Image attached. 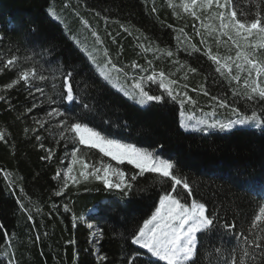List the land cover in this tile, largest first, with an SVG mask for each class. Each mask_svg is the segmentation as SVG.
Returning <instances> with one entry per match:
<instances>
[{
	"label": "trees",
	"instance_id": "16d2710c",
	"mask_svg": "<svg viewBox=\"0 0 264 264\" xmlns=\"http://www.w3.org/2000/svg\"><path fill=\"white\" fill-rule=\"evenodd\" d=\"M165 1L0 0V36L3 37L0 66L13 55L25 69L44 65V74L49 76L59 77L62 70L75 66L79 74L73 83L79 99L67 109L70 116L85 119L109 137L157 151L162 158L172 160L176 173L188 179L194 199L206 203L209 213H218L221 223L225 220L235 222L236 232L247 234L259 206L264 205V132L259 128L234 129L228 133L185 132L179 126V103L153 102L147 108L130 103L101 83L83 53L49 15V10L53 9L74 23L87 21L99 33L107 49L111 37L117 34L116 45L124 49L123 56L143 66V70L134 71L137 77L146 76L153 69L166 74L168 70L175 71L169 78L178 80V87L193 99L200 102L212 96L220 97L233 107H239L243 114H250L245 101L232 95V89L241 86L235 82L230 85L216 74L214 65L200 53L194 54L206 68L188 60L183 51L179 53L185 66L196 68V73L168 59L153 61L150 66L136 55L139 48L148 47L176 50L190 49L195 44L203 50L193 24L188 23L184 28L185 35L179 33L178 19ZM170 1L172 4L178 2ZM153 3L157 8L155 13L151 11ZM234 3L238 14L239 10L250 13L249 19L253 18L257 3L264 10V0H234ZM83 29L90 34L85 27ZM200 30L203 32L202 28ZM206 38L213 52L221 55L223 48ZM25 57L33 59L24 61ZM53 57L54 63H45ZM16 71L0 72V95L7 98L0 101V132L6 135V140L0 141V261L3 264H97L99 253L107 257V264H122L129 251L136 247L130 244V236L158 207L159 195L163 194L160 184L152 174H144L134 182L136 190L125 196L90 179L84 185L69 186L63 196H54L60 182L53 180V176L65 152L78 147L80 154L90 162H98L101 158L108 162V159L78 144L54 142L50 138L54 133L44 130L39 133L44 138L41 149L33 133L26 134L25 129L36 128L34 121L45 117V112L39 110L47 106L40 103L45 97L35 92L29 95L20 85L5 90L4 86L15 78ZM185 73L187 79H183ZM36 83L44 86L39 81ZM149 90L150 94H159L156 86ZM205 90L209 95H204ZM45 91L52 94L50 85ZM81 100L94 105L96 115L82 117ZM33 104L36 107L28 112ZM49 148L53 157L42 159ZM119 167L129 175L135 171L131 165ZM17 201L23 203V210ZM65 205L70 211H64ZM25 210H30L33 220H28L29 212ZM89 223L93 228H88ZM93 229L97 237H92ZM4 234L9 236L8 241L4 240ZM232 245H236L235 255L239 260L243 257L239 239H232L222 230L209 238H201L197 264H223L224 258L230 256ZM142 258L147 264H165L149 256Z\"/></svg>",
	"mask_w": 264,
	"mask_h": 264
},
{
	"label": "snow or ice",
	"instance_id": "6c2138e0",
	"mask_svg": "<svg viewBox=\"0 0 264 264\" xmlns=\"http://www.w3.org/2000/svg\"><path fill=\"white\" fill-rule=\"evenodd\" d=\"M168 6L173 10L177 19L187 16L194 21H199L201 28L207 30V37L215 39L217 47L221 44L228 45L230 42L231 46L235 48V56H222L218 52H213L205 33L201 32L194 23L192 28L195 34L200 37L203 50L195 44H192L190 49L184 50L188 51L189 55L200 53L207 57L214 65L216 74L230 85L235 82L236 85L241 86L233 88L232 95L234 98L244 100L250 109V114H243L239 107H233L226 99L212 96V100L216 101L217 108H231V111L237 114V119L225 123L215 119H212L211 122L208 119L197 120L190 116L185 120L184 113L181 111L179 126L184 130H199L201 132L210 129L229 132L237 126H246L259 128L264 132V59L261 58L264 57V10L260 4H256L251 19H249L250 13L243 10H239L238 14L234 0H180V3H169ZM151 11L153 13L157 11L154 3ZM204 19L218 23L204 24ZM83 24L90 32L91 37L94 38L95 47H84L78 50L87 53L86 61L101 83L117 88L134 104L144 108L149 107L153 102L165 104L169 100L179 103L181 109L187 104H195L192 97L178 87L179 81L169 78L174 73L166 74L163 70L157 72L153 69L151 74L146 76L130 75L110 57L99 33L87 21H83ZM121 27L123 28V25ZM168 27L171 28L172 25H168ZM124 30L127 31V29ZM173 31L177 30L173 29ZM178 31L181 35H185L184 28H180ZM225 37L227 39H222ZM2 40L3 37L0 36V41ZM145 52H152L154 56L158 52L167 57L175 55L172 50L165 51L152 47L145 48ZM32 59V57H25L24 61ZM54 62L55 57L45 63ZM175 63H179V61H175ZM148 64L151 65L152 61L149 60ZM130 67L143 70V66L135 62ZM184 67L185 65H181V68ZM5 69L8 71L17 69L15 78L4 86L5 90L20 85L26 88L29 95H33L35 92L45 97L40 103L47 106L39 109L45 112V118L34 121V124L37 125L36 128L25 129L26 134L29 131L33 133L34 139L40 142L41 149L44 148V138L39 133L41 130L47 131L46 126L55 119L60 128L59 136L67 144H78L86 149L97 150L102 154V157L110 158L117 165H131L135 170L129 175L123 168L113 166L102 158L98 162H90L85 155L80 154V148L73 147L69 154L68 166L63 171H56L53 176V180L60 182L57 190L53 193L54 196H63L70 184L79 185L90 179L100 181L106 189H115L125 196L136 190L134 182L144 174H152L153 179L160 184L163 194L159 195L158 207L155 208L150 218L145 219L142 226H139L130 236V244L136 247L129 251L122 264H147L143 260V256L155 258V261H164L165 264H197V258L201 253L199 248L201 238H209L220 230L234 240L239 239L243 245L242 258L237 259L236 245H232L230 256L224 258L223 264H264V235L261 234L264 233V205L259 206L258 214L254 215L248 233H237L235 222L225 220L221 223L218 213L215 215L209 213L206 203L198 202L193 198V190L188 179L176 173V165L172 160L162 158L157 151L109 137L90 126L85 119H76L68 114L67 109L76 105L79 99L75 94L73 83L75 76L79 74L75 66L62 70L59 77L49 76L44 74V65L39 68L25 69L20 67V61L17 56L13 55L2 62L0 72ZM49 71L52 70L49 69ZM187 71L196 73L197 69L188 66ZM113 73L116 74V83H113ZM121 76L124 80L130 81V88L120 84L119 77ZM183 79H187V73ZM37 81L44 86L37 84ZM49 85L52 94H47L45 91ZM153 85L156 86L159 94H150L149 89ZM184 87L186 88L187 85ZM204 95L207 96L209 93L205 90ZM6 99V96L0 95V101ZM35 107L36 105L33 104L27 111L32 112ZM79 107L82 117L96 115L95 106L90 103L81 100ZM210 115L214 117L215 110ZM5 140V133L0 132V141ZM160 147L162 148V145ZM53 155L52 149L49 148L47 155L41 158L51 159ZM77 163L80 166L78 174L72 167ZM17 202L23 210V203ZM25 211L29 212L28 220H33L30 210ZM64 211L67 212L70 209L65 205ZM92 227L93 225L89 223L88 228ZM9 239V236L4 234V240L8 241ZM216 247L219 250V245ZM140 250L145 251L141 252ZM100 261L107 264V257L97 253V264ZM0 264H3V261H0ZM10 264H14V262H10Z\"/></svg>",
	"mask_w": 264,
	"mask_h": 264
},
{
	"label": "rangeland",
	"instance_id": "374dc122",
	"mask_svg": "<svg viewBox=\"0 0 264 264\" xmlns=\"http://www.w3.org/2000/svg\"><path fill=\"white\" fill-rule=\"evenodd\" d=\"M169 3H172V1H170V0H166L165 1V5L167 6V8L172 10L168 6ZM178 3H180V0H178V2L176 4H178ZM53 13H55V15H53ZM49 15L54 21H56L62 27L65 35L73 42V44L78 49H81V48H84V47H88V48H94L95 47L94 38H92L91 35L88 32L86 33L85 30L83 29V27H85L84 24H83V21L74 23L71 20H69L64 14L58 13V12L54 11L53 9L49 10ZM174 17L176 18L175 15H174ZM202 19H203V17H202ZM193 21L194 20L191 17L184 16L182 19H178V24H179L180 28H185L188 23L194 24ZM194 22H196V26L201 29L200 22L199 21H194ZM209 23H218V22L209 21L207 19H204V24H209ZM202 29H203V33H205V35H206L207 30L204 29V28H202ZM116 36H117V34H115L110 39V48L107 49L108 52H109V55L113 59V61L117 63L118 66L123 67L125 69V71H127L130 75H134V71L136 69L129 67V65L132 64L135 61L133 59H130L129 56H126V55L123 56V54H124L123 50L124 49H122L121 47L116 45L117 44ZM209 38H211V40H214L213 44H216L215 39L213 37H209ZM222 39H227V38L225 37V38H222ZM135 44L138 47V43L135 42ZM220 47L223 48L221 50L222 51V53H221L222 56H224V55L235 56V48L231 46L230 42H229L228 45L221 44ZM165 51H167V50H165ZM172 51L175 53V55L173 57H167V56H163L162 57L161 53H159V52L156 53V56H154L152 52H145V49L142 50L141 48H139L137 53H136V55L139 56V57L141 56V58H143L145 62H148L149 60H151L152 64H153V61H154V63L155 62L157 63V61L160 62V61H164V59H168V61L171 62V63L177 64V63H175V61H179V63L181 65H185L184 62H182L181 56L179 54V53H181L183 51L185 53L184 55L187 56L188 60H192L198 66H201V67L204 66L202 61L197 59L198 56H196L194 53L192 55H189V52L185 51L184 49H176V50H172ZM148 53L150 54L149 56H148ZM83 55L86 57L87 53H83ZM157 57H160V58L158 59ZM262 59H264V57ZM152 64L150 66H152ZM185 68L187 69L188 65H187V67L185 66ZM204 68H206V67L204 66ZM168 73L172 74V73H175V71L168 70L167 74ZM148 74H151V72L148 73ZM113 77H114L113 83H116V74L115 73H113ZM119 79H120V84L124 85L125 87L130 88V81L124 80V78L122 76L119 77ZM108 86L112 90H114L115 92H117L118 94L123 96L125 99H127L130 103L134 104L131 100H129L127 97H125L123 95V93L121 91H119L117 88H113L110 85H108ZM153 86H155V85H153ZM153 86H151V87H153ZM193 100L195 101L194 105L193 104H187V105H185V107L183 109H181V107H180L179 124H180V121H181V115H180L181 111H183V113H184L185 120H187V118L190 117V116L195 117L197 120H199V119H208L211 122L212 119H215V120H219V121L225 122V123H227L229 120L237 119V114L233 113L231 111V108H217L216 107V101L212 100V98H210L209 100H206V101L203 100V101H200V102L198 100H195V99H193ZM134 105H136V104H134ZM138 107H140V106H138ZM141 108H144V107H141ZM213 110H215V116L211 117L210 114L213 112ZM43 118H45V117H39L37 119H43ZM36 127H37V125H36ZM46 127L48 129L47 132H50V133L53 132L54 133V135H51V137H50L52 141H54V142H60L61 141L65 145H67V143L65 141L61 140V138L59 136L60 128H59V126L57 124V121L55 119H53L51 121V123H49ZM198 127H202V126H198ZM242 128H249V127L237 126L234 129H242ZM181 130H183L185 132L201 133V131H199V130H184L182 128H181ZM233 130H231V131H233ZM210 131L221 132L218 129H210V130H207L205 132H210ZM231 131H229V132H231ZM225 133H228V132H225ZM93 151L98 152L97 150H93ZM70 152L71 151H68V152L64 153L62 161H61V165H60V168H59V171H63L64 168L68 166L69 158H70L69 157ZM106 158L108 159V162L111 163L113 166H119V165H117V163L115 161H111L110 158H108V157H106ZM93 162H97V161H93ZM72 167L74 168V171L77 172V174H78V172L80 170L79 163H77L75 165H72ZM86 183L87 182H81V184H79V185H71L70 184V186L78 187V186L84 185ZM92 237H97L96 232L94 231V229H93V232H92ZM162 262L165 263L164 261H162Z\"/></svg>",
	"mask_w": 264,
	"mask_h": 264
},
{
	"label": "built area",
	"instance_id": "2783aa9c",
	"mask_svg": "<svg viewBox=\"0 0 264 264\" xmlns=\"http://www.w3.org/2000/svg\"><path fill=\"white\" fill-rule=\"evenodd\" d=\"M94 212V210H91V213H93Z\"/></svg>",
	"mask_w": 264,
	"mask_h": 264
},
{
	"label": "bare ground",
	"instance_id": "6f19581e",
	"mask_svg": "<svg viewBox=\"0 0 264 264\" xmlns=\"http://www.w3.org/2000/svg\"><path fill=\"white\" fill-rule=\"evenodd\" d=\"M97 232V231H96Z\"/></svg>",
	"mask_w": 264,
	"mask_h": 264
}]
</instances>
